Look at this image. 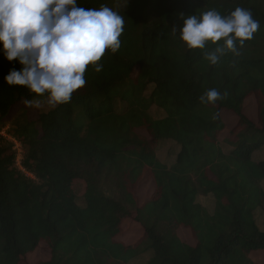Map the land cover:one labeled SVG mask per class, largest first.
<instances>
[{
  "label": "trees",
  "instance_id": "obj_1",
  "mask_svg": "<svg viewBox=\"0 0 264 264\" xmlns=\"http://www.w3.org/2000/svg\"><path fill=\"white\" fill-rule=\"evenodd\" d=\"M236 7L259 21L251 40L237 41L238 56L226 51L212 65L205 53L217 44L189 49L180 39L183 17ZM120 14V49L105 53L99 73L89 66L69 103L48 111L25 103L35 98L26 87L5 84L13 65L0 56V130L9 126L22 142L26 172L0 137V264H28L39 247L49 251L44 264H130L145 255L143 264H254L264 251L256 215L264 213V0H128ZM213 88L224 98L202 103ZM250 97L257 122L245 113ZM152 105L164 116L154 118ZM224 109L238 120L222 141ZM168 140L178 148L171 165L157 154ZM150 182L154 192L141 203ZM200 195L213 197L212 209ZM132 223L142 237L127 242Z\"/></svg>",
  "mask_w": 264,
  "mask_h": 264
},
{
  "label": "clouds",
  "instance_id": "obj_2",
  "mask_svg": "<svg viewBox=\"0 0 264 264\" xmlns=\"http://www.w3.org/2000/svg\"><path fill=\"white\" fill-rule=\"evenodd\" d=\"M127 3L117 0L115 7L86 9L78 0H0V56L13 65L3 77L5 84L24 86L35 94L36 99L25 101L28 106L39 108L42 97L51 108L69 103L86 84L89 66L99 73L105 53L120 49L125 23L120 12ZM258 29L259 21L248 9L236 7L227 16L210 9L200 17H183L180 39L189 49L217 44L205 53L215 65L226 51L238 56L237 41L242 47ZM223 98L213 88L200 100L215 104Z\"/></svg>",
  "mask_w": 264,
  "mask_h": 264
},
{
  "label": "rangeland",
  "instance_id": "obj_3",
  "mask_svg": "<svg viewBox=\"0 0 264 264\" xmlns=\"http://www.w3.org/2000/svg\"><path fill=\"white\" fill-rule=\"evenodd\" d=\"M151 90V85L149 86V91ZM35 97L34 99H36ZM33 99V100H34ZM41 100V106L37 108V111H48L51 109L50 106L46 103V97L39 98ZM245 113L247 116L257 122V104L256 100L254 97H250L246 101L245 105ZM150 114L154 118H161L164 116V111L160 108H158L156 105H152L150 108ZM14 118L10 117L9 122L13 121ZM222 120L226 123V128L220 133V140H224L225 138L228 137L230 129L235 125V123L238 120V117L235 116L233 113H231L228 110H222ZM178 151V148L172 141H163L160 143L158 147V158L167 164L171 165L175 161L176 158V153ZM264 185V182H263ZM75 188L78 193V202L83 204V199H82V188L83 184L82 183H76ZM104 189L106 192H111V187L109 185H105ZM154 192V183L150 182L149 184H146L141 187V189L138 192V197L140 202H144L150 195ZM198 201L202 203L206 208L212 209L213 208V197L212 196H199ZM257 222L260 225L262 229H264V213L261 211L257 212ZM180 235L182 238L191 241V234L190 231L187 229H182L180 231ZM142 237V228L140 227L139 224L137 223H132L130 224V228L127 231V234L125 236V239L127 242H134L135 240L139 239ZM192 242V241H191ZM49 258V251L45 247H39L34 253L30 254L28 256V264H44L46 260ZM143 259L138 260V261H133L130 264H143L145 263V260L148 259V255H145L142 257ZM254 264H264V251L254 253L252 255Z\"/></svg>",
  "mask_w": 264,
  "mask_h": 264
},
{
  "label": "built area",
  "instance_id": "obj_4",
  "mask_svg": "<svg viewBox=\"0 0 264 264\" xmlns=\"http://www.w3.org/2000/svg\"><path fill=\"white\" fill-rule=\"evenodd\" d=\"M0 137H3L4 140L10 142L12 149L16 154V165L20 170L25 172V169L22 166V159L24 156V147L22 142L9 133V126H6L0 130Z\"/></svg>",
  "mask_w": 264,
  "mask_h": 264
}]
</instances>
